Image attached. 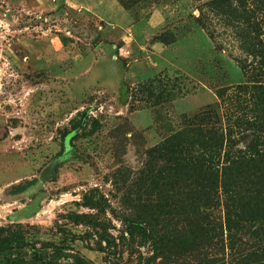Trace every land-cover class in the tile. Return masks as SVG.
I'll list each match as a JSON object with an SVG mask.
<instances>
[{
  "label": "rangeland",
  "instance_id": "1",
  "mask_svg": "<svg viewBox=\"0 0 264 264\" xmlns=\"http://www.w3.org/2000/svg\"><path fill=\"white\" fill-rule=\"evenodd\" d=\"M13 224L63 263L264 264V0H0Z\"/></svg>",
  "mask_w": 264,
  "mask_h": 264
},
{
  "label": "trees",
  "instance_id": "2",
  "mask_svg": "<svg viewBox=\"0 0 264 264\" xmlns=\"http://www.w3.org/2000/svg\"><path fill=\"white\" fill-rule=\"evenodd\" d=\"M64 259L61 252L49 253L44 248L38 249L32 242L30 233L21 224L0 227V264H70L63 263ZM74 264L87 262L77 257Z\"/></svg>",
  "mask_w": 264,
  "mask_h": 264
}]
</instances>
